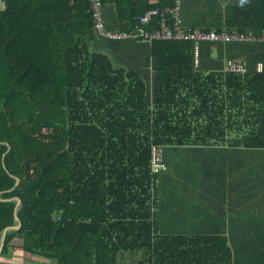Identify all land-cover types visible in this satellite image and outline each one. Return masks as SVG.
Returning <instances> with one entry per match:
<instances>
[{"label":"trees","instance_id":"obj_1","mask_svg":"<svg viewBox=\"0 0 264 264\" xmlns=\"http://www.w3.org/2000/svg\"><path fill=\"white\" fill-rule=\"evenodd\" d=\"M172 6L99 0L102 28L152 34L158 17L140 18ZM178 16L182 26L258 37L264 0H179ZM192 48L104 39L89 0H0V235L16 225L9 199L20 200L0 264L15 252L53 264H264V42H201L197 65ZM239 55L245 71L225 72L224 59ZM181 134L222 152L218 175L202 179L223 183L231 207L173 235L157 197L166 168L151 172L150 145L162 156L163 145H183L168 140ZM231 201L245 216L233 219Z\"/></svg>","mask_w":264,"mask_h":264},{"label":"crops","instance_id":"obj_2","mask_svg":"<svg viewBox=\"0 0 264 264\" xmlns=\"http://www.w3.org/2000/svg\"><path fill=\"white\" fill-rule=\"evenodd\" d=\"M188 110L190 109L184 110V114H187ZM221 116L223 117V115ZM184 120L191 121V125L195 122H193L194 118L186 116ZM200 121L199 118L198 122ZM227 138L229 137L226 136L225 140ZM162 139L166 140L167 138L163 137ZM168 140L183 143V145L166 144L162 146L166 170L161 172V176L158 178L157 197L161 222L173 224L168 232L173 235L185 234L187 228L181 224L189 222L213 223L220 221L222 217H228L231 206L230 202L223 198V183L218 180L211 182V179L209 183H205L202 179V171L206 172L205 176H209L210 170L213 168L216 171L212 175H218L220 171L218 162L222 152L195 149L196 147L190 145L194 140L192 135L171 136ZM196 140L200 141L201 139L197 138ZM214 140V138L206 139V141ZM231 202L233 219L240 211L242 216H245L247 211L241 210L236 205L237 202ZM9 261L5 264H50L47 261L34 263L23 257L20 252L11 255Z\"/></svg>","mask_w":264,"mask_h":264},{"label":"built area","instance_id":"obj_3","mask_svg":"<svg viewBox=\"0 0 264 264\" xmlns=\"http://www.w3.org/2000/svg\"><path fill=\"white\" fill-rule=\"evenodd\" d=\"M90 10L93 22V29L96 34L107 40H143L150 42L152 39L165 40H189L193 43L192 61L197 65L199 58V44L201 42H242V41H260L264 42V30L258 37L251 33L227 32L225 30H203L198 27L182 26L178 16L179 0H173L171 9L159 12L156 9L149 10L140 18L141 24H149L152 17H158L157 28L150 34L142 28H136L132 31H104L99 13V0H89ZM167 17L170 22H167ZM262 62L256 64V70L261 71ZM225 72L241 74L245 71V61L242 55L233 58H225L223 62ZM166 165L161 156L160 146L150 145V170L152 173H158L165 170Z\"/></svg>","mask_w":264,"mask_h":264},{"label":"water","instance_id":"obj_4","mask_svg":"<svg viewBox=\"0 0 264 264\" xmlns=\"http://www.w3.org/2000/svg\"><path fill=\"white\" fill-rule=\"evenodd\" d=\"M0 143H2V142H0ZM6 150H9V146L8 145H6ZM3 155H4V153L1 156H3ZM13 177H15L16 183H14L13 188H11L10 190H13L14 188H16L17 187V183H18V178L16 176H13ZM9 200H15L16 201V205H15V208H14V218H15V221H16V225L5 227L2 230L1 235H0V252H1V249H2V245H3V240H4L5 233L7 231H9V230H18V227L20 225L19 220L17 218V214H16V212H17V206L20 204V200L18 198H16V197L10 198Z\"/></svg>","mask_w":264,"mask_h":264},{"label":"clouds","instance_id":"obj_5","mask_svg":"<svg viewBox=\"0 0 264 264\" xmlns=\"http://www.w3.org/2000/svg\"><path fill=\"white\" fill-rule=\"evenodd\" d=\"M248 3H249V0H238V6L241 8H243Z\"/></svg>","mask_w":264,"mask_h":264},{"label":"rangeland","instance_id":"obj_6","mask_svg":"<svg viewBox=\"0 0 264 264\" xmlns=\"http://www.w3.org/2000/svg\"><path fill=\"white\" fill-rule=\"evenodd\" d=\"M180 15L182 16V18L183 17H187V16H189L190 15V12H188V13H185V11H182L181 13H180ZM50 264H53V262H49Z\"/></svg>","mask_w":264,"mask_h":264}]
</instances>
